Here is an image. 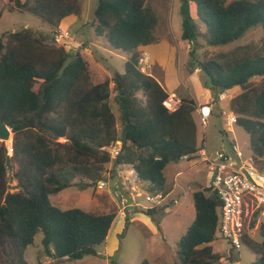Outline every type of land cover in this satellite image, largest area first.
Returning <instances> with one entry per match:
<instances>
[{"label":"trees","instance_id":"1","mask_svg":"<svg viewBox=\"0 0 264 264\" xmlns=\"http://www.w3.org/2000/svg\"><path fill=\"white\" fill-rule=\"evenodd\" d=\"M148 1L98 0L95 34L124 53L126 60L124 73L92 84L84 57L55 43L54 30L72 16L81 17V0H14L18 10L41 19L52 32L45 35L26 28L0 38V124L13 135L12 171L7 166L9 147L0 141V263L29 264L25 252L39 233L44 253L53 261L97 255L117 214L63 210L51 201L74 187L79 177L91 181L82 185L84 189L96 186L97 166L113 162L115 167L132 168L139 180L150 184L151 193L168 196L172 190L165 176L167 166L198 158L203 143L194 116L196 100L182 91L180 108L169 112L162 104L168 92L141 69L140 49L161 42L158 17ZM181 3L182 40L191 46L193 67L204 74V85L214 98L242 90L229 108L237 116L236 124L250 135L253 159L264 167V82L251 85L264 78V0ZM192 4L206 28L203 35L192 16ZM256 28L263 31L259 49L245 45L208 59L196 57L201 37L211 48L225 47ZM69 57L73 61L61 75ZM119 142L121 151L112 158L109 149ZM12 181L17 182L16 192L10 190ZM193 203L195 219L179 241L177 264L220 263L223 255L214 253L212 243L221 200L208 188L195 192ZM155 212L153 208L145 213ZM260 235V243L247 232L243 238L258 255L256 264H264V226Z\"/></svg>","mask_w":264,"mask_h":264},{"label":"rangeland","instance_id":"2","mask_svg":"<svg viewBox=\"0 0 264 264\" xmlns=\"http://www.w3.org/2000/svg\"><path fill=\"white\" fill-rule=\"evenodd\" d=\"M232 1L235 0H227V3ZM148 2L158 17L159 36L163 41L171 43L176 52V58L173 61L170 60V66L167 62L164 66L159 62L155 63L151 56L152 69L148 70V74L155 75L163 83V79L168 76L173 78H171L172 81L177 80L181 84L179 94L182 91L191 94L210 93V89L204 85V74L200 70H195L192 65L190 44L182 40L181 0H149ZM97 4L98 0H81V17L65 20L57 30H54L56 34L63 36L61 43H56L58 47L63 45L68 52H79L84 57L89 65L92 84L111 80L116 72L124 73L126 58L124 53L111 49L104 37L96 36L93 25ZM191 12L203 35L206 28L197 17L195 5H192ZM26 28L45 35L52 32L41 19L18 10L14 0H0V38L2 35L19 32ZM262 36L261 28L252 29L239 41L215 48L209 47L205 39L201 37L198 40L196 57L208 59L218 53L231 52L245 45H250L252 49H259ZM263 82L264 78H256L251 85L255 86ZM241 92V89L235 90L230 94V98H235ZM111 103L114 112L119 116L118 108L113 104V100ZM226 106V102L216 106L214 115L209 119L205 129L198 121L200 145L205 142L204 146L211 155L216 151L224 150L235 158L232 152V145L235 144L239 150L252 157L250 135L236 123H231L232 115L224 116L220 113L219 107ZM118 130H121L120 124H118ZM65 141V139L59 140V142ZM120 143L113 144L110 148L114 154L112 158H116L117 151L120 153L122 148ZM257 165L263 167L262 163ZM96 168L98 170L96 186L84 189L82 185L89 184L91 181L79 177L74 181V187L52 196L51 201L63 210L80 208L101 214H117L106 243L96 248L97 255L87 256L79 261H53L45 255L42 246L43 233H39L35 237L34 244L25 252L26 261L29 264H141L145 260L152 264L179 263V241L192 225L196 215L193 194L211 186L208 169L199 156L194 160L182 159L167 166L165 176L168 190H172L170 192L172 194L156 208L154 215L145 213L150 209L146 196L151 194V186L139 180L134 169L125 168V166L115 167L113 162ZM16 183V181L11 182V192L18 191L15 189ZM133 198L136 202L132 201ZM122 199L132 205L138 204L131 209L126 218L121 214L123 206L120 200ZM262 226H264V219L261 222L251 219L250 235L257 243L262 241L260 235ZM212 248L214 253L223 255L221 262L216 264H256L258 259L257 253L249 246L243 244L239 251L234 250L219 234L212 243Z\"/></svg>","mask_w":264,"mask_h":264},{"label":"built area","instance_id":"3","mask_svg":"<svg viewBox=\"0 0 264 264\" xmlns=\"http://www.w3.org/2000/svg\"><path fill=\"white\" fill-rule=\"evenodd\" d=\"M63 36L57 34L55 43H61ZM142 71L148 73L152 69V58L149 52L142 53ZM232 98L229 93H222L218 98L211 99L205 103L197 104L195 114L200 126L205 129L209 119L214 115L215 108L226 102V107L220 108V113L231 116V123H237V116L231 114L229 106ZM163 106L169 112H176L182 100L175 92L168 93V97L163 101ZM199 152V158L208 169L211 178L210 189L216 193L221 200L218 211L219 221L217 236L226 240L234 250L239 251L244 244V234H250V221L261 222L264 219V167H259L253 156L246 155L239 150L237 145H232V152L235 158L231 157L224 150L209 154L205 148V142ZM111 155H114L109 149ZM119 154L116 152L115 156ZM166 200L162 193H151L146 196L149 208H157ZM123 206L121 214L124 218L130 214L133 207L138 204H129L125 199L120 200ZM132 201L136 202L133 198Z\"/></svg>","mask_w":264,"mask_h":264},{"label":"crops","instance_id":"4","mask_svg":"<svg viewBox=\"0 0 264 264\" xmlns=\"http://www.w3.org/2000/svg\"><path fill=\"white\" fill-rule=\"evenodd\" d=\"M192 5H195V4H192ZM195 7H196V5H195ZM196 13H197V8H196ZM72 17H74V16H72ZM72 17H70L68 19H71ZM165 41L166 40L163 41V39H161L160 43L155 44V45H151V46H148V47H145V48H142L140 50H142V52H149L151 54V56L153 57L155 63L159 62L160 65L164 66L165 63L167 62V64L170 66V60L173 61V59L176 58V52H175V47L172 46V44L169 43L168 41L167 42H165ZM110 53L113 54L112 51ZM100 59L102 60V58H100ZM167 59H169V61ZM125 60H126V58H125ZM152 76L158 80V82L163 86V88L168 93L175 92L176 94H179L178 92H179L181 84L177 80L172 81L171 80L172 77L168 76L165 79H163V81H164V83H163L155 75H152ZM191 77H193V76H191ZM210 93L204 94V93H197L196 92L195 94L192 93V96L196 100L197 104H201V103H205V102L210 101L211 99H213V95L210 94ZM194 116H195V120H196V122L198 124L197 114H194ZM171 194L172 193H170V195L166 196V200L171 196ZM175 202L177 203V200H175ZM109 234H111V230H110ZM108 238H109V236H108Z\"/></svg>","mask_w":264,"mask_h":264},{"label":"water","instance_id":"5","mask_svg":"<svg viewBox=\"0 0 264 264\" xmlns=\"http://www.w3.org/2000/svg\"><path fill=\"white\" fill-rule=\"evenodd\" d=\"M72 60H73L72 57H69L66 60V62L64 63V65H63V67L61 69V75L64 73L66 68L71 64ZM10 139H12V142H11V154H9V156H8L7 166L9 168V170L12 171L13 167H12V164H11V157L13 156V135H12V132H11L10 128L6 124H4V123L0 124V141H3L5 143H7Z\"/></svg>","mask_w":264,"mask_h":264},{"label":"bare ground","instance_id":"6","mask_svg":"<svg viewBox=\"0 0 264 264\" xmlns=\"http://www.w3.org/2000/svg\"><path fill=\"white\" fill-rule=\"evenodd\" d=\"M11 142H12V140L10 139L8 142H7V145H8V147H9V152L11 153Z\"/></svg>","mask_w":264,"mask_h":264},{"label":"clouds","instance_id":"7","mask_svg":"<svg viewBox=\"0 0 264 264\" xmlns=\"http://www.w3.org/2000/svg\"><path fill=\"white\" fill-rule=\"evenodd\" d=\"M56 35H57V34H56ZM56 35H55V36H56Z\"/></svg>","mask_w":264,"mask_h":264}]
</instances>
